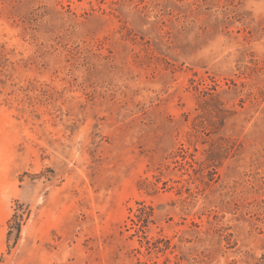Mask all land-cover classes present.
Masks as SVG:
<instances>
[{
    "label": "rangeland",
    "instance_id": "obj_1",
    "mask_svg": "<svg viewBox=\"0 0 264 264\" xmlns=\"http://www.w3.org/2000/svg\"><path fill=\"white\" fill-rule=\"evenodd\" d=\"M0 264H264V0H0Z\"/></svg>",
    "mask_w": 264,
    "mask_h": 264
},
{
    "label": "trees",
    "instance_id": "obj_2",
    "mask_svg": "<svg viewBox=\"0 0 264 264\" xmlns=\"http://www.w3.org/2000/svg\"><path fill=\"white\" fill-rule=\"evenodd\" d=\"M20 218L21 216L15 211V213L13 214V216L9 219L8 223H9V231H8V235L11 236L13 232L16 233V238L19 234L20 231Z\"/></svg>",
    "mask_w": 264,
    "mask_h": 264
}]
</instances>
